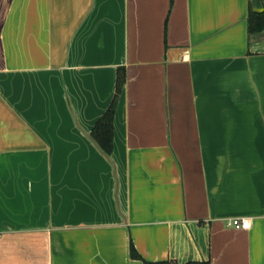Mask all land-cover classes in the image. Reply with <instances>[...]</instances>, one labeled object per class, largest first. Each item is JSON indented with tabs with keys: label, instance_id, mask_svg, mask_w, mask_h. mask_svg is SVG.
<instances>
[{
	"label": "crops",
	"instance_id": "obj_1",
	"mask_svg": "<svg viewBox=\"0 0 264 264\" xmlns=\"http://www.w3.org/2000/svg\"><path fill=\"white\" fill-rule=\"evenodd\" d=\"M263 8L0 0V264H264Z\"/></svg>",
	"mask_w": 264,
	"mask_h": 264
},
{
	"label": "trees",
	"instance_id": "obj_2",
	"mask_svg": "<svg viewBox=\"0 0 264 264\" xmlns=\"http://www.w3.org/2000/svg\"><path fill=\"white\" fill-rule=\"evenodd\" d=\"M248 26H249V33L252 35L264 32V8L259 11L251 10L249 12ZM125 81H126L125 71L119 70L116 95L114 97V100L92 131V137L107 155H110L113 150L114 119L116 114V107L122 89L124 87ZM131 256L134 259L143 260L133 245L131 246ZM144 264H169V263L167 262L150 263L144 261Z\"/></svg>",
	"mask_w": 264,
	"mask_h": 264
},
{
	"label": "built area",
	"instance_id": "obj_3",
	"mask_svg": "<svg viewBox=\"0 0 264 264\" xmlns=\"http://www.w3.org/2000/svg\"><path fill=\"white\" fill-rule=\"evenodd\" d=\"M229 227L242 230H250L252 227V220L249 218H236L228 222Z\"/></svg>",
	"mask_w": 264,
	"mask_h": 264
}]
</instances>
